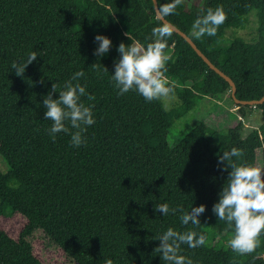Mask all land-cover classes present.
<instances>
[{
  "label": "trees",
  "instance_id": "obj_1",
  "mask_svg": "<svg viewBox=\"0 0 264 264\" xmlns=\"http://www.w3.org/2000/svg\"><path fill=\"white\" fill-rule=\"evenodd\" d=\"M218 6L227 18L216 34L195 38L194 21ZM176 13L166 19L233 79L238 99L264 96V0H183ZM251 13L257 37L235 36L222 45L227 30L245 28ZM161 23L154 0H0V157L6 165L0 170V264H167L155 249L169 228L206 237L196 248L181 244L178 254L193 264H264V234L251 254L219 248L217 241L233 236L234 226L212 211L230 171L219 157L235 147L243 156L233 162L257 166L258 150L264 151V102H235L230 82L176 31L166 38L164 75L173 79L177 106L167 109L162 97L148 102L135 90L118 95L111 80L119 44L146 46ZM97 35L112 41L99 57ZM33 51L37 60L17 76L12 63L26 62ZM77 71L95 97H81L93 105L95 123L79 147L64 132L53 140L43 106L52 84L62 90ZM226 93L236 106L227 128L203 120L170 144L177 119L201 100ZM252 109L263 121L244 135L243 118ZM159 204L169 206L167 215L155 210ZM200 204L206 210L199 225H184L182 212L171 211Z\"/></svg>",
  "mask_w": 264,
  "mask_h": 264
},
{
  "label": "clouds",
  "instance_id": "obj_2",
  "mask_svg": "<svg viewBox=\"0 0 264 264\" xmlns=\"http://www.w3.org/2000/svg\"><path fill=\"white\" fill-rule=\"evenodd\" d=\"M183 0H170L163 4L157 3V17L162 23L152 29L155 38L146 46L138 42L125 44L121 42L117 48L120 53L119 60L115 63V71L111 76L115 88L119 90L118 95H123L130 90H135L148 102L165 97L172 92L169 81L164 73L166 62L170 59L165 53L167 37H171L175 31L174 25L166 18L177 14V6ZM226 13L222 7L215 10L209 8L205 15L198 17L192 24V35L199 39L205 34L214 36L221 24L226 20ZM95 40L98 48L95 55L103 56L109 52L112 46L110 38L97 35ZM38 54L33 51L23 63H12V69L17 76H23L25 69L33 61L37 60ZM105 71L108 69L105 67ZM84 76L83 71H77L70 80L66 81L63 89L57 91V85L52 84L51 90L43 99L46 109L44 119L51 120L52 126L49 134L55 140V135L60 132L69 134L72 146L79 147L84 143L82 134L86 132L87 126L95 123L92 107L86 106L81 97L87 95L92 101L95 97L86 93V87L79 83V78ZM76 81V83H73ZM59 92L57 99L53 93ZM75 129V131H72ZM243 156L240 149L232 148L230 152H224L219 161H227L224 170H228L227 183L220 192V198L213 206V213L218 220L226 221L230 227L234 226V235L229 241V247L240 255L253 253L260 246V237L264 234V168L238 164L232 161L233 157ZM157 212L167 215L170 211L167 204L155 205ZM181 211L180 220L182 224L199 225L200 216L206 210L204 204L192 207L190 211L171 209L173 213ZM160 241L156 252L162 253L161 259L167 264H193L191 259L179 255L181 244H187L191 248L203 246L206 237L200 234L197 237L195 231L181 233L169 228L163 235L156 238Z\"/></svg>",
  "mask_w": 264,
  "mask_h": 264
},
{
  "label": "rangeland",
  "instance_id": "obj_3",
  "mask_svg": "<svg viewBox=\"0 0 264 264\" xmlns=\"http://www.w3.org/2000/svg\"><path fill=\"white\" fill-rule=\"evenodd\" d=\"M189 5L199 4L202 0H185ZM258 20L256 13H251L249 16L248 25L243 28H229L227 33L221 42L222 45L230 43L231 39L235 36H241L245 40L251 41L257 37ZM170 82L172 78L166 77ZM164 106L170 109L173 106H177L180 103L179 97L175 93H169V95L162 97ZM235 104L231 101L229 93L223 94L221 97H208L200 101V103L191 111H189L183 117L177 119L168 133V140L171 145L181 140L186 133L196 126L201 121H206L208 124L216 128H227L229 120L234 118ZM263 121L261 112L257 109H252L248 112L247 116L243 118L244 130L243 134L247 135L251 131L257 129ZM257 166L264 168V151L258 150L257 153ZM0 170L5 171L6 165L3 162V158L0 157ZM233 236L228 235L217 241L219 248H229V241Z\"/></svg>",
  "mask_w": 264,
  "mask_h": 264
},
{
  "label": "water",
  "instance_id": "obj_4",
  "mask_svg": "<svg viewBox=\"0 0 264 264\" xmlns=\"http://www.w3.org/2000/svg\"><path fill=\"white\" fill-rule=\"evenodd\" d=\"M155 3V8L158 3L157 0H154ZM169 23L174 25L175 31L181 34L183 37H185L188 42L194 47V49L198 52L199 55H201L204 60L210 65L211 68L215 69L217 72H219L223 77H225L231 84L232 86V95L233 98L235 99V102L240 103V104H249V105H255L256 103H262L264 102V96L260 100H241L236 97V84L233 81V79L228 76L226 73H224L220 68H218L203 52L202 50L197 46V44L194 42V40L184 31H182L178 26L173 24L171 21L166 19Z\"/></svg>",
  "mask_w": 264,
  "mask_h": 264
}]
</instances>
